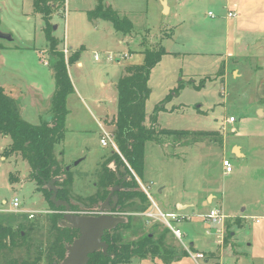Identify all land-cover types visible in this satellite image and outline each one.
<instances>
[{
    "label": "rangeland",
    "instance_id": "1",
    "mask_svg": "<svg viewBox=\"0 0 264 264\" xmlns=\"http://www.w3.org/2000/svg\"><path fill=\"white\" fill-rule=\"evenodd\" d=\"M51 1L56 6L49 18L56 49L67 48L68 57L82 47L79 60L66 64L73 89L65 100L64 138L54 148L62 165L81 159L70 168L71 201L76 206L87 209L77 200L96 192L99 164L111 152L99 142V123L112 131L116 83L127 66L142 63L146 48L161 46L166 51L150 73L146 125L154 120L157 129L215 131L226 141L222 146L209 138L194 143L163 137L160 143H145L142 175L131 169L157 208L168 213L161 203L173 198V192L199 197L185 212L189 218L172 222L182 233L181 241L154 218L137 212L122 216L131 214L142 222L139 233L128 231L125 240L145 232L155 238L164 233L173 257L167 262L162 257H134L119 264H264V117L257 113L264 108V0H165L167 12L161 0H104L105 6L131 21L128 35L115 31L109 21L88 19L87 11L97 0ZM229 11L237 16L227 17ZM44 28L33 0H0V33L11 36L0 37V87L17 100L21 116L31 124L51 115L55 89L58 55L50 52ZM173 91L177 93L164 101ZM156 107L161 109L154 112ZM229 116L236 121L227 122ZM234 143L242 146L243 158L231 153ZM9 144L10 138L0 134V210L18 200L20 207L12 217L16 228L34 227L36 231L25 238L34 249V242L48 235L51 207L30 177L28 163L17 154L4 156ZM224 157L233 167L230 173L222 168ZM207 192L213 201L204 206ZM150 202L147 210L157 211ZM211 207L224 216L222 222L207 217ZM9 216L2 213L0 224ZM184 246L204 257L194 260ZM27 254L34 257L32 249L28 253L17 248L16 260Z\"/></svg>",
    "mask_w": 264,
    "mask_h": 264
},
{
    "label": "trees",
    "instance_id": "2",
    "mask_svg": "<svg viewBox=\"0 0 264 264\" xmlns=\"http://www.w3.org/2000/svg\"><path fill=\"white\" fill-rule=\"evenodd\" d=\"M103 1L97 0L95 7L87 11L88 19L90 21L97 19L109 21L115 31L123 35L131 33V21L126 17H120L109 5L105 6ZM55 7L51 0H33L34 12L40 14L45 21L44 33L49 42V50L58 55L53 68L55 89L52 96L51 115L38 124L27 122L20 114L17 100L0 87V134L10 138V144L4 150V156L17 154L28 163L30 177L36 181L38 189L51 209L64 210L63 207H56L51 201L50 182L52 181L56 188V198L67 201L70 205V211L75 213L95 210L109 189L122 182V178L108 168V164L114 162L119 167L123 166L128 175L123 181L121 189L117 191L118 201L115 211L120 216H124L127 212H145L151 202L139 188L137 180L120 155L130 168H135V173L139 176L143 172L144 148L148 141L160 143L163 137H173L176 140L186 141L189 139L191 142L197 143L199 139L205 141L209 138L222 144L223 138L215 131L193 132L168 128L157 129L154 120L148 126L145 124V105L150 94V73L160 62L162 56L166 54L165 49L161 46L146 48L142 51V63L127 66L125 74L116 83L117 111L116 117L110 122L113 127L110 133L120 155L113 152L100 163L96 193L78 198L77 201L87 206V209H80L76 206L71 201L73 193L70 170L66 171L65 165L60 164L55 158L54 148L64 138L65 117L67 115L65 100L68 93L73 89L66 64L79 60L82 47L72 51L66 59L63 51L56 49L57 41L52 34V25L49 22ZM223 68L224 65L221 64L218 72L221 73ZM175 93L177 91L171 92L164 101L170 100ZM159 109L161 107H156L154 112ZM116 171L118 172V170ZM50 216L47 237L49 243L43 244L42 241H35L34 249L32 248L33 242L25 240L27 234L36 231L34 227L28 226L29 228L26 230L20 224L21 226L16 228V249L21 248L28 253L32 249L34 253L33 258L27 254L23 259L16 260V264H56L61 262L65 255V245L71 243L77 232L60 224L62 214L55 213ZM39 228L43 229V225L38 226ZM141 228V220L131 214L125 216L122 223L111 230L104 231L102 240L107 244V251L103 253L101 249L96 250L89 255L87 264H119L130 262L134 257L146 258L147 256L162 257L166 262L168 259H172L173 250L166 246L164 233L155 238L151 232H145L136 239L125 240V234L128 231L132 232V230ZM133 232L139 233L138 230ZM0 233L6 237L10 231L0 225ZM39 235L42 236L43 234ZM185 254H187L186 251ZM53 257L58 258L55 260ZM53 260L55 263H52Z\"/></svg>",
    "mask_w": 264,
    "mask_h": 264
},
{
    "label": "water",
    "instance_id": "3",
    "mask_svg": "<svg viewBox=\"0 0 264 264\" xmlns=\"http://www.w3.org/2000/svg\"><path fill=\"white\" fill-rule=\"evenodd\" d=\"M165 12L168 11L166 6V1L161 0ZM56 28V26H54ZM1 38L11 40L10 35H5L0 33ZM81 161V159L75 161L73 164L65 166V170H70L72 165H76ZM50 188L52 190L51 201L56 207H63L64 214L61 218V225L76 228L79 230V236L73 240L72 243L66 246L67 256L60 264H87L89 260V255L98 249H101L103 253L107 251V244L102 240L103 233L106 230H111L118 224L124 221L122 216L111 215V214H78L70 211V205L67 201L59 200L56 198V188L54 187L52 181L50 182ZM118 189L114 187L112 192ZM110 193V195L112 194ZM110 195L104 200L103 204L100 206V212H104L106 209L116 208L115 204L117 202V195L112 197L114 205L112 207L108 206V199Z\"/></svg>",
    "mask_w": 264,
    "mask_h": 264
},
{
    "label": "built area",
    "instance_id": "4",
    "mask_svg": "<svg viewBox=\"0 0 264 264\" xmlns=\"http://www.w3.org/2000/svg\"><path fill=\"white\" fill-rule=\"evenodd\" d=\"M208 15L213 17V14H211L210 12L208 13ZM235 16H236V13L233 12V11H229L227 13V17H229V18H232V17H235ZM68 51L69 50L67 48L63 49V53H64L65 59L67 58ZM94 59L98 60V56L95 55ZM108 59L112 60L113 58H112L111 55H108ZM227 122H229V123L235 122V117L234 116H229V118L227 119ZM101 128H102V130H101V136H100V140H99L100 144L102 146H105V147H110L114 152H116L118 155H120V153L118 151V148H117V146H116V144H115V142L113 140V136L111 135L110 131L106 130L103 127H101ZM120 157L123 160V162L125 163V165L128 167V169L131 171V173L133 174L132 169L128 166V164L125 162L123 157L121 155H120ZM222 164H223V167H224V169H225V171L227 173L232 171V165H231V162L228 159H224ZM136 179H137V177H136ZM138 182L141 185L142 191L147 195L148 198H150V195H149L148 191L146 190V188L143 186V184L139 180H138ZM153 206H154V208L157 209V211H154L153 209H150V210H147L145 212H140V213H136V214L139 215V216L147 217V218H154V219L160 221L161 223H163L165 225L166 228H168L171 231V233L173 234V236L176 239L181 241L182 233L179 230V228H177V227H175L173 225L172 222L181 221V220L185 219L186 217L181 216L179 214H175V213H163L154 205V203H153ZM19 207H20V204H19L18 200L16 198H14L12 200V204H11L10 209L16 210V212H17ZM28 215L31 218L33 216V213H28ZM207 217L209 219H211V220L220 221V222H222L223 219H224V216L217 209L210 210V212L208 213ZM216 237L218 239L217 242L221 243L222 242V240H220L221 239L220 238L221 235L217 234ZM184 247H185V250L187 251V253L194 260H197L199 258H203L204 257V255L201 252L192 253L188 246H184ZM223 264H225V263H223Z\"/></svg>",
    "mask_w": 264,
    "mask_h": 264
},
{
    "label": "flooded vegetation",
    "instance_id": "5",
    "mask_svg": "<svg viewBox=\"0 0 264 264\" xmlns=\"http://www.w3.org/2000/svg\"><path fill=\"white\" fill-rule=\"evenodd\" d=\"M114 151L111 149V153H113ZM109 154V155H110ZM107 158V157H106ZM106 158H104L103 160H105ZM103 160L101 162H103ZM100 162V163H101ZM100 166V164H99ZM108 168H110L111 170L115 171L119 177L122 178V182H120L119 184L111 187L108 191V193L106 194L105 198L103 199V201H101L97 208L93 211H84L82 214H90V215H98V214H101V213H104V214H113V215H117V216H120L118 214L117 211H115V208L111 209H106L104 210V212H100L99 208L100 206L103 204L104 200L110 195V193L112 192V189L114 187H118V189H115L112 194L110 195L109 199H108V206L109 207H112L114 205V202L112 200V197L114 195H117V191L119 189H121L122 187V184H123V181L128 177L126 171H125V168L123 166L119 167L118 165H116L114 162H110L108 164ZM118 170V172L116 171ZM97 191V190H96ZM96 193V192H95ZM94 193V194H95ZM118 201V199H117ZM117 206V202L115 204V207ZM72 212V211H71ZM3 213V215H11L9 217H7V220H4L3 224L1 223L0 225L2 227H5L7 228L9 231H10V234L5 237L3 236V234L0 233V264H16V219L13 218V214H16V210H12V209H4V210H0V215ZM55 213H60V214H64V210H54V209H50V212L48 211L47 213V217L48 219L51 217L50 215L52 214H55ZM75 213V212H74ZM79 214V213H78ZM34 216V215H33ZM33 216L31 218H33ZM60 224H61V220L59 221ZM63 227H66V228H70V229H73V230H76L77 232V235L76 237H74L71 241V243L73 242L74 239H76L78 236H79V230L76 229V228H72V227H68V226H64L62 225ZM48 236V235H47ZM47 236L45 237V239H43V237L41 238L40 241L43 242V244H46V243H49L47 242ZM103 238V237H102ZM69 245V244H66L64 249H65V255L63 257V259L61 260V262L65 259V257L67 256V251H66V246ZM99 250V249H98ZM58 257H53V259H57ZM55 260L52 261V263H55ZM61 262L59 263H56V264H60Z\"/></svg>",
    "mask_w": 264,
    "mask_h": 264
},
{
    "label": "crops",
    "instance_id": "6",
    "mask_svg": "<svg viewBox=\"0 0 264 264\" xmlns=\"http://www.w3.org/2000/svg\"><path fill=\"white\" fill-rule=\"evenodd\" d=\"M236 16H237V14H236ZM97 20H99V19H97ZM233 29H236L235 27H233ZM237 30V29H236ZM119 42H120V40H119ZM140 45H141V43H140ZM72 49V48H71ZM78 66H81V63L80 62H78ZM225 73H226V71L224 72V75H225ZM71 80V79H70ZM149 80H150V78H149ZM101 84L103 85V82H101ZM145 107H146V105H145ZM257 113H258V116L259 117H264V108H258L257 109ZM236 121V120H235ZM145 124H146V121H145ZM99 126L100 127H102V125L99 123ZM169 129V128H168ZM222 138H223V136H222ZM179 145V144H178ZM225 146L226 145V141L223 139V141H222V146ZM223 148H225V147H223ZM230 149H231V153L234 155V157L235 158H237V159H241V158H243L244 157V155H245V153H244V151H243V148H242V146L241 145H239V144H237V143H234L233 145H231L230 146ZM225 159H228L229 160V158H227V157H224ZM230 161V160H229ZM222 168L224 169V167H223V164H222ZM232 171H233V167H232ZM231 171V172H232ZM224 173H227L226 171H225V169H224ZM230 173V172H229ZM164 189L165 188H160L159 190H158V194L159 195H161L163 192H164ZM209 193L210 192H207V193H205L204 194V196H203V198H202V200H205L204 202H203V205L204 206H208L209 204H211L212 203V201H213V195L212 194H210L209 195ZM173 198H170L169 200H165V199H162L163 201H162V205H163V207L165 208V210H166V212H168V213H175V214H179V215H181V216H184V217H186L185 219H187V218H189V215L187 216V214L185 213V212H187V210H189V209H191V208H194L197 204H196V200L198 199V197L199 196H196L195 198L196 199H194V197H192V196H189L187 193H184V192H181V193H179V194H175V192H173ZM150 195V194H149ZM175 196V197H174ZM206 197H208L207 198V200H206ZM150 200L152 201V204L154 203V205L157 207V204L152 200V198H151V196H150ZM159 209V208H158ZM212 209H214V208H210L209 209V212H210V210H212ZM160 210V209H159ZM243 211V210H242ZM241 211V212H242ZM162 212V211H161ZM193 245V243L192 242H190V246H192Z\"/></svg>",
    "mask_w": 264,
    "mask_h": 264
}]
</instances>
